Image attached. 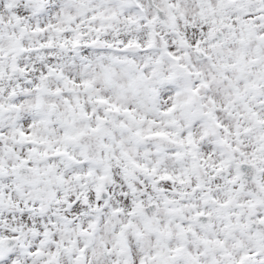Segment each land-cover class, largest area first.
Segmentation results:
<instances>
[{
  "label": "snow or ice",
  "instance_id": "snow-or-ice-1",
  "mask_svg": "<svg viewBox=\"0 0 264 264\" xmlns=\"http://www.w3.org/2000/svg\"><path fill=\"white\" fill-rule=\"evenodd\" d=\"M0 264H264V0H0Z\"/></svg>",
  "mask_w": 264,
  "mask_h": 264
}]
</instances>
